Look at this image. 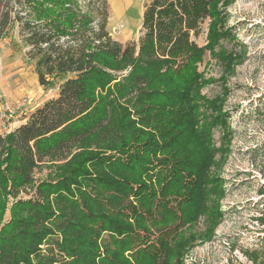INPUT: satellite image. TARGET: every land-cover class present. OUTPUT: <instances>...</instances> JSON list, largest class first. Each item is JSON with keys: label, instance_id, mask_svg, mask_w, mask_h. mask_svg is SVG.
<instances>
[{"label": "trees", "instance_id": "1", "mask_svg": "<svg viewBox=\"0 0 264 264\" xmlns=\"http://www.w3.org/2000/svg\"><path fill=\"white\" fill-rule=\"evenodd\" d=\"M233 1L145 0L137 43L110 35L108 0L5 4L0 38L14 24L39 85L59 80L0 133V264H182L198 217L223 215L231 129L198 64L209 52L231 74L244 60L220 43L236 39Z\"/></svg>", "mask_w": 264, "mask_h": 264}, {"label": "rangeland", "instance_id": "2", "mask_svg": "<svg viewBox=\"0 0 264 264\" xmlns=\"http://www.w3.org/2000/svg\"><path fill=\"white\" fill-rule=\"evenodd\" d=\"M8 1L0 0V15ZM108 2L110 35L122 43H137L145 0ZM226 13V25L236 39L220 43L228 50L245 53L244 60L234 66L231 74L209 52L198 64L204 77L211 80L202 86L201 94L208 99L221 96L231 129L229 143H225L229 152L217 168L225 187L220 199L223 215L214 227L203 215L198 217L192 228L196 239L182 264H264V250L260 248L264 239V0H234ZM206 26L204 23L203 28ZM204 37L203 33L198 44L205 43ZM240 44L245 48L240 49ZM25 50L17 27L10 24L0 39L1 57H10L5 63L0 60V86L7 85L0 87V112L7 107L14 110L8 123L28 115L58 92L59 78L49 86H39L35 64L25 58ZM213 139L219 146V130ZM53 163L57 164L44 162L35 178L42 180L53 172ZM7 218L8 211L4 215Z\"/></svg>", "mask_w": 264, "mask_h": 264}, {"label": "crops", "instance_id": "3", "mask_svg": "<svg viewBox=\"0 0 264 264\" xmlns=\"http://www.w3.org/2000/svg\"><path fill=\"white\" fill-rule=\"evenodd\" d=\"M120 2H122V1H125V0H119ZM9 26V25H8ZM7 26V27H8ZM7 27H6V29H7ZM6 29H5V31H6ZM5 31L3 32V34L5 33ZM3 34H2V36H3ZM2 36H1V38H2ZM0 38V39H1ZM27 50H28V46H26V50H25V52H27ZM4 54H6V53H4ZM6 58L7 59H5V56L4 57H1V55H0V60H1V62L3 61V63H5L6 61H8L9 59H10V57L9 56H6ZM27 60H29V61H31V62H34V61H32V60H30L28 57H27V54H26V57H25ZM11 61H12V56H11ZM37 76V75H36ZM6 86L7 85H1L0 87L2 88V89H4V88H6ZM39 86H41V85H39ZM57 95V93L53 96V97H55ZM3 101H0V108L1 107H3V104H1ZM32 110V109H31ZM30 110V111H31ZM26 117H27V115H24V116H19L17 119H15V120H13L11 123H8L6 126H8V128H6L5 130H3V129H1V124H2V120L0 119V133H4V132H9V131H11V130H13L15 127H17V126H19L21 123H23L25 120H26Z\"/></svg>", "mask_w": 264, "mask_h": 264}, {"label": "built area", "instance_id": "4", "mask_svg": "<svg viewBox=\"0 0 264 264\" xmlns=\"http://www.w3.org/2000/svg\"><path fill=\"white\" fill-rule=\"evenodd\" d=\"M14 110L11 108H6L0 112V119L2 120L1 129L5 130L10 119L13 117Z\"/></svg>", "mask_w": 264, "mask_h": 264}]
</instances>
